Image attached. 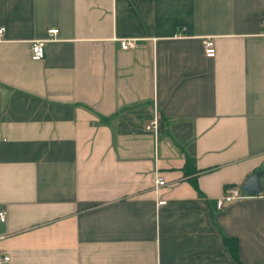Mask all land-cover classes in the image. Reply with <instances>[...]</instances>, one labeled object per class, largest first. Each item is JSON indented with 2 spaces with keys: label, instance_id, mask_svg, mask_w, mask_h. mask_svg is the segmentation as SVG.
Segmentation results:
<instances>
[{
  "label": "crops",
  "instance_id": "1",
  "mask_svg": "<svg viewBox=\"0 0 264 264\" xmlns=\"http://www.w3.org/2000/svg\"><path fill=\"white\" fill-rule=\"evenodd\" d=\"M0 27V264H237L223 237L264 264V0H0Z\"/></svg>",
  "mask_w": 264,
  "mask_h": 264
},
{
  "label": "built area",
  "instance_id": "2",
  "mask_svg": "<svg viewBox=\"0 0 264 264\" xmlns=\"http://www.w3.org/2000/svg\"><path fill=\"white\" fill-rule=\"evenodd\" d=\"M3 28L0 27V37L2 35ZM49 35V39H37L32 40L30 42V58L33 60H39L43 56V45L44 42L50 40V38L56 33L55 29H49L47 31ZM118 45L121 49H133L136 46L135 39L133 38H122L118 40ZM202 48L204 56L212 57L214 55V45L211 38H205L202 41ZM159 112L156 106V103L153 101L152 110L148 116V118L144 122V130L151 133L154 137H156L158 132L159 126ZM156 186L162 185L163 180L157 178L155 180ZM245 194L237 187H228L224 190V193L221 197L216 200V207L222 208L224 203L231 202L232 200L239 199L244 197ZM157 205L164 204V200H158L156 202ZM5 220V213L4 211L0 210V223L4 222ZM8 259L7 256H0V263L6 262Z\"/></svg>",
  "mask_w": 264,
  "mask_h": 264
},
{
  "label": "water",
  "instance_id": "3",
  "mask_svg": "<svg viewBox=\"0 0 264 264\" xmlns=\"http://www.w3.org/2000/svg\"><path fill=\"white\" fill-rule=\"evenodd\" d=\"M261 175V171H256L248 176L240 186V190L249 196L257 195L260 191V185L258 179Z\"/></svg>",
  "mask_w": 264,
  "mask_h": 264
},
{
  "label": "trees",
  "instance_id": "4",
  "mask_svg": "<svg viewBox=\"0 0 264 264\" xmlns=\"http://www.w3.org/2000/svg\"><path fill=\"white\" fill-rule=\"evenodd\" d=\"M193 182V180H191ZM223 244L228 249L230 255L236 261L237 264H241L237 259V245L234 238L223 237Z\"/></svg>",
  "mask_w": 264,
  "mask_h": 264
}]
</instances>
